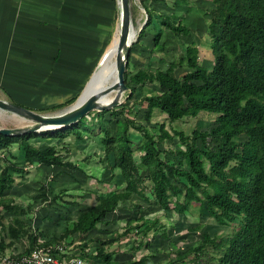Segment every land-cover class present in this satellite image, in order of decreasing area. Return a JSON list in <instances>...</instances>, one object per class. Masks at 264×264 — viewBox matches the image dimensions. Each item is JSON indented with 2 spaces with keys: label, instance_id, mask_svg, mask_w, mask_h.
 Instances as JSON below:
<instances>
[{
  "label": "trees",
  "instance_id": "obj_1",
  "mask_svg": "<svg viewBox=\"0 0 264 264\" xmlns=\"http://www.w3.org/2000/svg\"><path fill=\"white\" fill-rule=\"evenodd\" d=\"M152 1L155 0H139L147 20L129 50L124 73V84L129 95L119 109L120 114L115 112L118 108L91 112L70 128L22 136L0 135V149L8 151L16 146L28 166L38 164L58 168L64 174L70 169L85 177L77 165L65 162L56 146L48 142H63L69 137L79 142L91 127L96 126L104 150L103 161L110 163L105 168L111 171V176L118 169L124 186L106 197L96 194L93 205L80 210L69 225L65 221L67 224L59 237L53 235L50 241L39 243V239L46 236L27 224L24 217L30 207L23 208L7 194L15 183V175L27 173L25 166L5 160L4 165L0 166L1 258L5 257L14 242L24 239L27 247L23 254L29 255L37 246H63L60 241L69 237L100 233L99 226L110 215L122 211L121 205L135 196L148 205L183 217L195 204L200 217L205 216L221 227L231 228V232L220 239L216 234L211 236L204 232L200 242L182 251L170 242L166 248L157 246L151 249L153 239L168 241L169 231L159 220L146 222L141 215H130L121 232L94 240L98 244L95 250L96 264H147L155 253L165 250L168 262L173 255L175 258V262L169 263L180 264L191 254L197 257L207 245L218 252L217 264H264V0H211L208 32L212 67L199 64L197 50L190 46L185 55L177 62L170 63L165 71L147 67L129 74L132 50L139 47L146 29L151 22L153 24L154 14L158 13L160 26L170 33L176 36L189 34L180 22L173 23L174 14L158 12L150 5ZM160 38L161 33L152 38L150 54L164 51L165 46L160 43ZM178 66L187 69L180 77L175 74ZM146 84L156 85L158 91L143 96L139 101V105L147 104L144 120L151 121L155 110L167 119V124L158 125L156 135L150 134L133 118L123 117L125 112L133 111L126 103L136 88ZM76 99L74 97L66 104L39 112L59 111L69 107ZM200 112L215 115L212 128L193 130L190 136L174 130V123L187 117L195 118ZM87 118L89 121L95 119L88 124ZM111 122L115 127L113 131ZM131 133L141 138L136 149L132 148ZM241 137L245 141L237 146L236 141ZM136 153L139 154L137 158ZM141 171L146 173L149 189L144 185ZM97 182L103 184L99 180ZM57 198L54 197V200ZM200 227L197 225L191 229L196 231ZM131 232L138 236V239L132 240L128 250L131 257H135L143 248L152 252L118 263L115 261L117 253L107 252L106 248ZM91 242L93 239H87L80 248L85 250ZM78 256L87 257L84 253ZM196 257L192 259L194 264H197Z\"/></svg>",
  "mask_w": 264,
  "mask_h": 264
},
{
  "label": "rangeland",
  "instance_id": "obj_2",
  "mask_svg": "<svg viewBox=\"0 0 264 264\" xmlns=\"http://www.w3.org/2000/svg\"><path fill=\"white\" fill-rule=\"evenodd\" d=\"M150 5L158 12L161 11V13H166L167 15L174 13L175 18L172 20L173 23L177 24L180 22L182 26L187 28L189 34L186 36H176L170 33L169 30L160 26L161 18L158 13L154 14L152 17V21L154 20L153 24L151 22V25L146 29L145 36L140 41L139 47L132 50L129 63V74L135 73L139 70V68L147 67L152 70L161 69L162 71H165L170 63L177 62V60L182 58L190 46L197 50L199 64L207 67L213 66V56L210 50V35L207 25L204 26L201 24V20H207L209 22L208 12H210L212 8L211 0H155L150 2ZM130 8H132L131 17L133 28L136 31L135 42L137 40L138 31L145 25L147 17L144 10L141 8L139 0H131ZM198 17H201V20H197ZM198 25L203 26L202 32H198ZM157 33H161L160 43L164 44L165 49L164 51L150 54V50L153 47L152 38ZM186 70L185 66H178L175 68V74L177 77H180V75L185 73ZM157 91L156 85L146 84L144 86L137 87L132 98L126 103L128 107L131 106L130 108H133V111L125 112L123 114V117L133 118L137 123L147 128L150 134L154 135L158 133L159 124H167L166 116L155 110L153 112L152 120L146 122L144 120V113L147 110V104L144 102L139 105V101L143 96H150ZM128 95L129 92H125L123 94L121 104L115 107V109L118 108L115 112L120 114L119 109L125 104L128 99ZM110 96L113 97V95ZM8 103H12V101ZM62 111L63 110L39 114L53 115ZM108 118L109 116L106 114V119ZM119 118H122L121 115H119ZM94 119L95 118H92V120ZM92 120L89 121V118H87V123H93L94 121ZM214 124L215 115L200 112L195 118L187 117L177 121L173 124V128L176 131H181L185 135L190 136L193 130H209L214 126ZM32 125L33 123L28 120L0 111V128L23 129ZM110 127L113 131L115 128L113 122H111ZM130 139L133 142L132 148L136 149L138 144L141 142V138L138 134L131 133ZM244 141L245 139L241 137L238 141H236L238 144L237 146H240V144H242L241 142ZM44 143L47 144L46 142ZM48 144L53 146L55 145L59 154L64 158V161L77 165L85 177L75 170L68 169L64 174L60 170L51 168L52 170L48 171L42 167H38L41 165L31 167L25 164L24 166L28 168L26 170L27 173L23 176H17V180L22 179L19 189L23 195L21 196L20 194V198L14 197L16 198L15 200L17 204H20L23 208H27L28 206L30 207L29 213L24 218L27 221V224H30L29 226H31L32 229H34L36 219L35 213L41 208H48L47 205L52 202L54 203L53 206L61 208L62 214L67 213L65 209L71 211L69 212L70 216H64L67 218L66 221H68L69 225L76 218L80 210L86 209L94 204L96 194L101 197H106L115 191L121 190L124 186L118 169H115L113 171L114 175L111 176V171L105 168L110 163L107 164L106 161H103L104 150L100 143L99 130L96 126L91 127V129L84 134V139L82 141L78 142L75 138L69 137L63 142L53 140L49 141ZM38 145L42 146L41 143ZM18 151V148L13 146L8 152H0V166L4 165L5 160H10V162L17 161L20 162V164H24L25 162ZM135 155L137 158L139 154L136 153ZM110 158L111 159L109 160L111 161L112 157L110 156ZM169 158L172 159V156L169 155ZM145 176L146 173L141 171V177L144 179V185L149 189L150 183L147 181ZM98 180L103 182V184L97 182ZM40 182L46 185V189L42 191L39 190ZM43 194H45V196H43ZM54 197H58V200L55 201ZM71 203L72 205H69ZM76 203L78 205H75ZM121 208L123 209L122 211H118L109 219V221L107 220L99 226V231H101L100 233L97 234L96 232H92L90 235H86L84 237H69L60 241V244L63 243V245L68 248V251L74 255H81L83 253L84 255L86 254L88 258H91L93 261L95 260L94 263L96 264L95 250L98 247V244L94 242V240L107 238L113 232H121L125 221L130 215L132 217L141 215L144 217L146 222L159 220L165 230L169 231V240L163 241L153 239V246L151 249H154L157 246L166 248L167 243L170 242L176 246V249L182 251L189 246L200 242L201 236L204 232H208L211 236L216 234L219 236V239L227 236L231 232V228L221 227L211 219L206 220L205 216L200 217V215H198V207L195 204L190 207L189 212L185 214L184 217L179 216L174 212L162 211L156 206L148 205L143 200L137 199L135 196H132L125 205H121ZM54 216L55 218L59 216L58 212H56ZM45 221L46 219H42L41 222L45 223ZM58 223L59 224H57V226L61 227H58L60 230H57V232H60L62 227V231H64V226L67 223L62 221H59ZM197 225H201V227L196 231L191 229ZM39 228L41 229L38 233L42 230V227L39 226ZM62 231L57 233V235H61L63 233ZM41 232L44 233L43 230ZM48 232L49 230L47 229V233ZM47 233L44 234L46 237L51 236V232ZM137 237L138 236L135 235V232H131L126 238L120 239L116 242H111L113 243L112 246L107 247L106 250L107 252L117 253V256H115L117 262L121 261L123 258L126 260H134L147 254H151V249L143 248L141 251L137 252V256L135 255V257L133 256L131 258L128 250L131 247L132 240L138 239ZM87 239H93V242L89 243L84 250L80 247ZM148 239H151V237ZM40 240L43 239H39V241ZM13 244L14 245H12L10 250L5 253V256L22 254L24 252L19 253L17 250L20 248L25 250L27 247L26 239L14 242ZM17 244L19 245L16 247V250L13 246ZM126 251L128 252L127 254H122L126 253ZM166 251L167 250H165V252L160 251L159 253H155L154 257L149 259L147 264H171L169 262H175L174 255L168 262V259L166 258ZM217 254L218 252L215 251L211 245H207L197 257L194 256V254H191L180 264H194L192 259L195 257L197 258V264H217Z\"/></svg>",
  "mask_w": 264,
  "mask_h": 264
},
{
  "label": "crops",
  "instance_id": "obj_3",
  "mask_svg": "<svg viewBox=\"0 0 264 264\" xmlns=\"http://www.w3.org/2000/svg\"><path fill=\"white\" fill-rule=\"evenodd\" d=\"M117 5L118 0H0V99L39 114L41 110L78 98L113 40L119 21ZM209 23L210 20H201L207 28ZM198 26V32H202L203 26ZM0 152L4 150L0 149ZM24 169L28 168L25 166ZM17 176L20 175H15V183L7 194L20 198L23 195L19 189L22 179L17 180ZM45 187L40 182L39 190ZM53 204L35 213L34 229L40 230V226L44 234L48 229L51 236L59 237L57 233L63 227L57 232L61 227L57 224L59 221L65 223L67 218L64 216H70L71 211L63 208L67 213L62 214L61 208ZM56 212L59 216L55 218ZM113 215L115 213L106 221ZM42 219H46L45 223ZM51 236L40 238L43 239L41 243L50 241ZM18 245L13 247L16 249ZM63 246L68 254H72ZM24 251L22 248L17 250L19 253ZM124 261L127 260L123 258L118 263Z\"/></svg>",
  "mask_w": 264,
  "mask_h": 264
},
{
  "label": "water",
  "instance_id": "obj_4",
  "mask_svg": "<svg viewBox=\"0 0 264 264\" xmlns=\"http://www.w3.org/2000/svg\"><path fill=\"white\" fill-rule=\"evenodd\" d=\"M129 1L118 0L119 33L117 41L113 50H107L104 54L101 62L92 73L75 102L58 114L41 115L0 99V111L10 113L33 123L32 126L23 129L0 128L1 136H22L42 131L70 128L81 119L86 118L91 112L111 110L121 104V98L127 90L124 84L127 57L130 47L134 43V41L131 42L133 24ZM113 55L116 67L115 79L110 80L108 77L101 80L103 67L108 62L110 56ZM98 83L101 84L95 87ZM110 95H113V97L108 103L102 104L100 102L103 98Z\"/></svg>",
  "mask_w": 264,
  "mask_h": 264
},
{
  "label": "built area",
  "instance_id": "obj_5",
  "mask_svg": "<svg viewBox=\"0 0 264 264\" xmlns=\"http://www.w3.org/2000/svg\"><path fill=\"white\" fill-rule=\"evenodd\" d=\"M41 243V241H39ZM0 260V264H94L91 258L68 254L64 246H37L29 255L13 254Z\"/></svg>",
  "mask_w": 264,
  "mask_h": 264
},
{
  "label": "bare ground",
  "instance_id": "obj_6",
  "mask_svg": "<svg viewBox=\"0 0 264 264\" xmlns=\"http://www.w3.org/2000/svg\"><path fill=\"white\" fill-rule=\"evenodd\" d=\"M118 33H119V24H118V27H117L116 32H115V34H114L113 40H112V42H111V44H110V46H109V48H108L109 51H110V50H113V47H114V45H115V43H116V41H117V38H118ZM132 33H133V34H132V38H131L132 41H131V42H133V41L135 40V38H136V31H135L134 28H133ZM115 68H116V67H115V57H114V55H113V56H110L108 62H107V63L104 65V67H103V73H102V76H101V80H102V78L107 79L108 77H109L110 80H114V79H115ZM100 82H101V81H100ZM99 84H101V83L96 84L95 87H98ZM111 99H112L111 96H107V97L103 98L100 102H101L102 104H106V103H108ZM69 130H70V129H69ZM247 260H248V259H247Z\"/></svg>",
  "mask_w": 264,
  "mask_h": 264
}]
</instances>
